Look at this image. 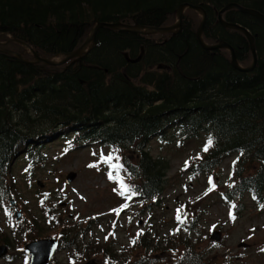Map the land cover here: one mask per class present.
<instances>
[{"label":"trees","instance_id":"obj_1","mask_svg":"<svg viewBox=\"0 0 264 264\" xmlns=\"http://www.w3.org/2000/svg\"><path fill=\"white\" fill-rule=\"evenodd\" d=\"M230 3L264 13V0H0V34L49 58L80 48L98 22L166 27L175 23L180 5L192 4L207 13L206 44H230L239 64L249 67L253 53L248 37L219 21L220 10ZM223 17L254 36L253 70L234 68L227 48H205L197 36L202 18L198 24V14L194 20L186 11L176 32L102 27L87 54L64 65L29 63L0 51V206L16 194L11 174L18 165L29 170L44 165L53 146L69 152L99 145L119 150L121 174L143 199L142 212L152 207L150 199L163 194L171 169L170 158L153 154L151 143L182 149L200 140L203 149L209 137L213 146L188 166L197 174H210L226 157H235L224 199L237 211L246 206L244 197L259 207L264 204V22L238 8ZM155 203L161 206V199ZM184 224L196 227L195 222ZM79 225H62L59 251L67 257L49 264L82 263L109 253L106 264H146L157 250L155 244L145 255H134L132 250L145 246L146 233L128 249L111 250V240L102 245ZM36 226L38 221L34 230ZM182 240L183 249L171 251L170 261L163 264L208 263L195 240Z\"/></svg>","mask_w":264,"mask_h":264},{"label":"rangeland","instance_id":"obj_2","mask_svg":"<svg viewBox=\"0 0 264 264\" xmlns=\"http://www.w3.org/2000/svg\"><path fill=\"white\" fill-rule=\"evenodd\" d=\"M185 11L194 16V20L198 14L199 24L202 18L200 12L195 13L193 9ZM0 36V48L12 47L23 56H33L26 44H19L14 38L5 40L7 34ZM56 56L58 61L64 58L63 54ZM201 145L200 140L189 141L184 149L179 150L176 145L161 148L157 142H152L153 154H166L171 159V169L164 194L150 199L152 207L141 214L137 206L121 199L118 192L113 191L117 184L108 179L107 165L88 167L99 161L101 153H109L107 147L84 145L61 156L60 146H53L47 150L46 163L30 174L25 172L23 163L18 165L11 178L22 208L16 201L15 208L5 206L4 211H0V238L7 236L11 240L10 260L2 258L0 264H25L28 255L23 249L33 240L32 236L37 239L57 236L62 225L69 222H78L79 227L90 230L92 239L100 240L102 245L107 237L108 241L111 240V250L119 247L128 249L133 240L137 243L141 237L137 238V233H146L147 240L142 242L145 246L132 250L135 256L145 255L146 248L150 250L158 245L153 258L147 259L146 264H163V260L169 262L171 251L183 249L185 240L182 238L185 237L195 240L196 247L207 254V264H264V208L253 203L251 197H244L242 201L246 206L237 212L223 198L228 185L227 177L231 173L232 156L225 158L220 167L210 174L195 175L185 169L184 162L190 155H196ZM210 180L215 189L205 195ZM159 198L162 199L161 206L154 204ZM125 203L128 207L117 214L114 210H119ZM181 207L186 210L185 222H195V228L191 229L176 220L177 209ZM16 209L26 213V219L23 215L17 219ZM230 211L235 220L229 218ZM47 216L54 220L50 222ZM37 221L39 226L34 230L33 224ZM213 230L221 232L219 241L211 239ZM3 243L0 239V245ZM103 255L94 254L88 260L106 264L110 253ZM57 256L66 259L67 253L62 251L56 253V259Z\"/></svg>","mask_w":264,"mask_h":264},{"label":"water","instance_id":"obj_3","mask_svg":"<svg viewBox=\"0 0 264 264\" xmlns=\"http://www.w3.org/2000/svg\"><path fill=\"white\" fill-rule=\"evenodd\" d=\"M187 7H192L194 9L200 11L203 15V19H202L201 24H200L198 31H197V36H198L201 44L205 48H207L209 50H216L219 48H227L231 52L232 65L234 68H236L240 71H251L254 69V67L257 63V51H256L254 36L248 30V28L244 27L243 25L238 24V23L227 22L224 19L223 14L227 10H230L232 8H238L243 12H246V13H249V14L256 16L257 18H259L261 21L264 22V13H262L256 9L242 7L241 5H239L237 3H230L227 6H225L223 9L220 10L218 16H219L220 23L223 24L225 27H232V28L238 29V30L242 31L248 37L249 42H250V46H251V50L253 53V63L249 67H242L239 64L235 50L230 44L223 42V43H219V44L210 46V45H207L205 43V41L203 39V31H204V26H205L206 19H207V13L202 7L192 5V4L180 5L178 10H177L178 18H177L176 23H174L173 25H170V26H166V27H145L142 25H126V24H122L120 22H113V23L98 22L93 27L90 35L88 36L87 40L82 45V47H80V48H78V49H76L70 53L63 54L64 58H62L59 61L56 58L57 56H52L50 58L40 57L28 44H26L22 41L16 40V39L15 40L18 41V43L26 44L28 47H30L31 51L33 52V56H34L33 60H27L21 53H17L11 49L0 48V51L12 54V55L16 56L17 58H19L25 62H29V63L38 62V63H43L46 65H52V66L53 65H62L71 59H81L85 54H87V52L95 45L97 33L102 27H109V28H114V29H126V30L141 32L142 34L176 32V30H178L182 27L183 14H184V11ZM140 58H141V56L138 59L131 60V61H137V60H140ZM160 66H162V65H160ZM69 179L70 178H68V180ZM220 233L221 232L214 231L212 233V236H211L212 239H215L217 241L220 240ZM58 243H59L58 240L54 237L53 238H44V239L41 238V239H36V240L29 242L26 245V248L31 254L30 264H46L51 259L53 254L55 253L57 246H58ZM7 253H8L7 245H5V244L0 245V258L5 256ZM87 264H95V262L91 261Z\"/></svg>","mask_w":264,"mask_h":264},{"label":"snow or ice","instance_id":"obj_4","mask_svg":"<svg viewBox=\"0 0 264 264\" xmlns=\"http://www.w3.org/2000/svg\"><path fill=\"white\" fill-rule=\"evenodd\" d=\"M213 146V139L211 137L208 138L206 145L203 148L204 152H207L211 147ZM118 149L113 150V152H109L107 155L101 153L99 161L97 163L89 164L88 167L90 168H98L100 164H105L108 166L109 171L107 172L108 179L110 181H114L117 184V188H114V192H118V194L121 197H124L125 200H131L134 196H136L138 193L135 192L128 184L125 183L124 177L121 176V171L124 169V165L120 163V157L118 154ZM95 155V153H94ZM185 166H187V162H185ZM25 171H28V169H25ZM210 187L207 189V191L204 193L205 195H208V193L214 191L215 185L212 183V181H209ZM128 207V204L125 203L121 206L119 210L117 211V214H119V211H123L125 208ZM232 208H235V205L231 206ZM261 208H264V204L260 206ZM186 213H183V207L177 209L176 214V220L183 224L186 220ZM229 218L232 220H235L236 217L232 214V212H229ZM215 227V226H213ZM179 229H177L178 231ZM143 233L139 232L137 233V238L141 236ZM107 239V237H105ZM133 244L136 243V240L132 241Z\"/></svg>","mask_w":264,"mask_h":264},{"label":"bare ground","instance_id":"obj_5","mask_svg":"<svg viewBox=\"0 0 264 264\" xmlns=\"http://www.w3.org/2000/svg\"><path fill=\"white\" fill-rule=\"evenodd\" d=\"M9 54V53H8ZM12 55V54H11Z\"/></svg>","mask_w":264,"mask_h":264}]
</instances>
